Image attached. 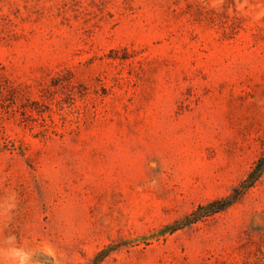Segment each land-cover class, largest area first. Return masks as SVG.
<instances>
[{
	"label": "rangeland",
	"instance_id": "obj_1",
	"mask_svg": "<svg viewBox=\"0 0 264 264\" xmlns=\"http://www.w3.org/2000/svg\"><path fill=\"white\" fill-rule=\"evenodd\" d=\"M263 151L264 0H0V264H264Z\"/></svg>",
	"mask_w": 264,
	"mask_h": 264
},
{
	"label": "trees",
	"instance_id": "obj_2",
	"mask_svg": "<svg viewBox=\"0 0 264 264\" xmlns=\"http://www.w3.org/2000/svg\"><path fill=\"white\" fill-rule=\"evenodd\" d=\"M264 175V151L261 153L260 158L257 160V162L255 163V166L253 167V169L251 170V172L248 174L247 178L245 179V181L241 184L242 185V190L238 192L239 189L235 190L234 195L228 199H230V202H228V204H226L225 206H222L220 208H214L212 210H210L209 212H207L208 214H212V213H217L220 211L225 210L226 208H228L229 206L233 205V203H235L239 198H236L237 196H241V194H243L244 192H246L247 190H249L251 187H253L255 185V183ZM237 195V196H236ZM214 203L209 205V208L214 207ZM204 208H201V210ZM206 213V214H207ZM197 213L193 214V215H197ZM199 218H195L194 221H197Z\"/></svg>",
	"mask_w": 264,
	"mask_h": 264
}]
</instances>
